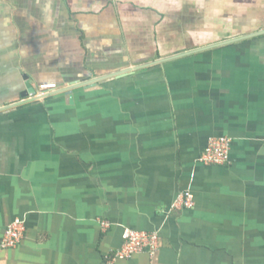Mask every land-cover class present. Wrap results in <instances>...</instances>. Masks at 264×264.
<instances>
[{"label": "crops", "instance_id": "crops-1", "mask_svg": "<svg viewBox=\"0 0 264 264\" xmlns=\"http://www.w3.org/2000/svg\"><path fill=\"white\" fill-rule=\"evenodd\" d=\"M139 1L0 0V264H109L126 229L158 249L112 264H264V0Z\"/></svg>", "mask_w": 264, "mask_h": 264}, {"label": "built area", "instance_id": "built-area-1", "mask_svg": "<svg viewBox=\"0 0 264 264\" xmlns=\"http://www.w3.org/2000/svg\"><path fill=\"white\" fill-rule=\"evenodd\" d=\"M56 85H40L36 88V94L32 97H41L49 92L56 91ZM23 101V100H22ZM231 140L225 137L211 138L200 157L201 163L209 166H223L227 163ZM181 208L189 209L193 206V197L189 194L180 196L177 203ZM103 232L108 231L112 225L108 221H101ZM25 226L19 219L7 226L0 241V248L10 250L16 248L23 239ZM158 249V237L153 232L124 230L122 244L107 256L109 264L115 261L128 260L139 253L153 254Z\"/></svg>", "mask_w": 264, "mask_h": 264}, {"label": "water", "instance_id": "water-1", "mask_svg": "<svg viewBox=\"0 0 264 264\" xmlns=\"http://www.w3.org/2000/svg\"><path fill=\"white\" fill-rule=\"evenodd\" d=\"M258 35H262L264 34V31L262 32H259L257 33ZM218 46V45H216ZM211 48V47H210ZM194 51H191L189 53H185V54H181V55H177L176 57L178 56H183V55H188V54H191L193 53ZM146 66H149V65H146ZM146 66H139V67H136L135 69L133 70H126V71H122V72H119V73H116V74H112V75H109L107 77H102V78H99V79H96L94 81H90L88 83H81V84H78V85H70L68 87H59L57 88L56 91H53V92H49L41 97H32L30 98V96H33L36 94V88H34L32 86V84H29V82L26 84V87H27V91L25 92V94L22 96V100L21 103H34V102H38V101H42L44 99H46L47 97L51 96V95H54V94H65V96L71 100V94H70V91L75 88V86H82L83 88H91V87H96L98 83H103V82H106V81H109V80H112L114 78H118V77H121V76H124L128 73H131L137 69H142V68H145ZM14 107H16V104L12 105ZM7 109V108H6ZM4 109H1V111H3Z\"/></svg>", "mask_w": 264, "mask_h": 264}, {"label": "rangeland", "instance_id": "rangeland-1", "mask_svg": "<svg viewBox=\"0 0 264 264\" xmlns=\"http://www.w3.org/2000/svg\"><path fill=\"white\" fill-rule=\"evenodd\" d=\"M112 1H113V3L115 4L116 7L124 6V2L130 3L129 2L130 0H112ZM137 1H139V0H132V3H133L132 5H136L135 2H137ZM156 2L158 3V7L161 6L162 4H165L166 3L165 0H147V1L144 0V2H143L144 4H142L144 6L141 5V2L140 1L138 2V4L141 5V8H145L147 5L154 6L156 4ZM183 2H184L183 0H174V6H175V9H176V12L175 13H182ZM177 10H178V12H177ZM157 18L158 17H156L155 19H157ZM167 21H168V24L169 23L173 24L174 18L169 17V18H167ZM177 22L180 23L179 22V17L178 16H175V21H174L175 26L178 24ZM178 34H180V33H177V36H178Z\"/></svg>", "mask_w": 264, "mask_h": 264}]
</instances>
